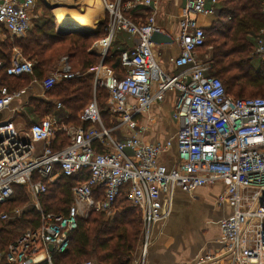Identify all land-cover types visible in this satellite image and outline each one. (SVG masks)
Segmentation results:
<instances>
[{
  "label": "built area",
  "instance_id": "1",
  "mask_svg": "<svg viewBox=\"0 0 264 264\" xmlns=\"http://www.w3.org/2000/svg\"><path fill=\"white\" fill-rule=\"evenodd\" d=\"M38 1L0 0V25L14 38H25L33 27ZM40 1L52 6L65 0ZM99 2L107 16V34L91 51L103 60L120 32L134 41L131 54H122L126 76H106L102 83L109 94L108 110L116 117V128L124 139H115L113 130L105 127L96 102L80 117L81 122L90 124L87 129L48 116L21 131L12 120L0 119V205L13 198L16 186H24L38 215L37 226L29 227L0 253V264H55L69 249L79 221L94 213L110 217L121 196L142 223V241L133 264H146L155 227L163 228L169 222L177 192L192 194L218 184L223 190L216 205L228 204L232 214L220 222L219 249L205 251L191 264H264V98L235 99L227 95L219 78L208 76L210 57L201 53L206 33L197 19L214 17L218 0H186L179 34L171 37L180 50L174 66L184 69L178 75L165 74L154 59L151 38L154 33L166 34L156 24L155 0ZM139 8L152 10L144 22L132 17ZM254 53L264 58V29ZM69 62L64 58L56 72L38 82L45 94L63 81L80 77ZM2 68L5 64L0 62ZM6 71L14 77L32 76L34 63L20 59ZM100 75L98 70L97 78ZM172 92L178 93L172 116L178 126L175 137L158 145L141 141L136 117ZM23 93H11L0 79V114ZM58 133L64 134L69 144L53 150ZM174 146L178 159L168 167L161 159ZM84 172L88 180L72 188L67 213L46 212L41 197L48 184L61 176L78 178ZM23 214L15 210L11 220H21ZM1 219L10 221L6 215Z\"/></svg>",
  "mask_w": 264,
  "mask_h": 264
},
{
  "label": "trees",
  "instance_id": "2",
  "mask_svg": "<svg viewBox=\"0 0 264 264\" xmlns=\"http://www.w3.org/2000/svg\"><path fill=\"white\" fill-rule=\"evenodd\" d=\"M40 6L45 12L49 10L48 5L42 1ZM263 11L264 0H218L213 22L208 28H204L206 41L201 53L210 57L208 76L219 78L227 95L235 99L264 97V58L253 52L259 33L264 29ZM151 14L141 9L138 13L134 11L132 17L135 21L144 22ZM107 26L106 18L105 22L98 24L93 30L60 28L57 21L45 13V17L40 18L29 37L14 38L9 50L0 54V59L5 62V68L0 69L2 84L11 93L27 89L34 79L41 80L44 77L52 61L66 55L70 60H74L78 72L85 75L63 81L47 93L48 99L62 104V109L56 111L57 105L54 102L45 101L42 103L43 118L49 114H54L57 118L66 117L67 124L87 129L90 124L81 122L80 117L95 100L105 127L110 128L112 116L107 105L108 91L101 87L99 82L95 84L94 73H87L102 62L89 50L106 36ZM14 47L21 51L24 58L34 62V75L14 77L7 74ZM54 47L58 50H53ZM55 51L57 54L53 57L51 53ZM122 54L121 49L111 48L103 60V67L112 69L119 79L127 74V69L122 64ZM55 139L52 143L53 150H59L69 144L62 133H58ZM94 145L97 150L100 149L98 143ZM87 180L88 173L84 172L78 178L61 176L55 183L48 184L47 193L41 197L45 211L66 214L72 203V188ZM27 199L26 187L16 186L13 198L0 205V213L26 203ZM115 208L117 210L108 218L103 214L94 213L88 219H81L69 249L56 258L55 264H79L91 261L90 259H95L97 264H133L142 241L141 218L137 211L130 207L125 196L118 199ZM37 224L38 215L31 209L25 213L22 220L1 227L0 253L6 252L21 236L20 231L24 226L36 227Z\"/></svg>",
  "mask_w": 264,
  "mask_h": 264
},
{
  "label": "crops",
  "instance_id": "3",
  "mask_svg": "<svg viewBox=\"0 0 264 264\" xmlns=\"http://www.w3.org/2000/svg\"><path fill=\"white\" fill-rule=\"evenodd\" d=\"M154 3H156L158 7V10L155 13L157 26L161 27L165 31V33L168 34L170 37L172 38L177 37L179 34V26H178L179 17L182 9H184V7L186 6V0H155ZM37 4H38L37 13H40L42 9L40 6L41 1L39 0ZM141 9L143 8L137 9L136 10L137 13L140 12ZM145 10L152 13L151 9H145ZM37 19L39 18L36 17L35 20ZM213 19H214L213 17L200 16L198 17L197 20L199 26L203 28H208L212 24ZM124 36L127 38L124 39ZM10 39L13 42L14 37L11 36L0 25V54L2 52H5L6 50H9V48L11 47L13 43H11ZM113 44L117 45L116 48L121 49L123 53L127 52L131 54L134 48L133 39L124 32H120L115 35V38L111 44L110 49L113 47ZM12 51L13 54H12L11 64L15 61L18 62L20 59L26 60V58L23 57L21 51L18 48L14 47ZM153 51H154V59L157 65L165 74L178 75L184 71V69H177L174 66V60L180 54L179 47L176 43L173 42V44L154 45ZM89 52L95 55L91 50H89ZM69 61H70L69 64L71 65V67H73L70 58ZM0 62H3L5 64V62L2 61L1 59ZM60 64H62V62ZM98 70L101 71V75L97 78ZM72 71L73 73H75L74 69ZM87 73H94L95 84H98L99 81L103 83L106 80V76L112 75L118 78L112 69L103 66L101 67L98 66L97 68L90 70ZM79 75L80 77L78 78H81L85 74H79ZM47 76L48 75H44V77L41 80L34 79L31 85L27 89L21 90L24 91L22 97L14 101V103L8 110L2 112L0 114V119L5 121L12 120L15 123L17 129L21 131L28 130L31 124L40 122L48 116L54 117L59 121L62 120L66 121V117L57 118L54 114L46 115L45 118H43L44 114L42 113L44 109L42 108V103L45 101L54 102L57 105L56 111H60L62 109L61 103H60L61 108H58L59 102L48 99L47 93L45 94V92L42 90V88L38 83ZM176 95H178L177 92L175 93L172 92L167 94L163 102L152 105L145 114L136 117V121H137L136 131L141 141L148 144L158 145V144H164L169 139L175 137L178 130V126L172 116H173V107H174ZM93 102L96 101L94 100ZM39 106L41 107L39 108ZM115 118L113 117L111 119L109 123L110 124L109 129L113 130L112 133L115 139L123 140L124 134L120 131V129L116 128L117 120ZM55 140L56 139H54V141ZM37 147L40 148L41 144H38ZM177 159H178V152L176 147L174 146L169 152H167L162 157L161 162L167 165L168 167H172ZM218 186L220 185H217L215 187L201 188L194 191L192 194H186L178 191L175 197V210L173 214L181 210H186L185 208L186 205L192 207V203L191 204L187 203V200L189 199L193 202L200 201L202 199H209L211 189H214ZM217 198L218 197L214 198L215 205ZM231 214H232V209L230 206L227 205L226 212L216 222L219 221L221 222V220L229 217ZM171 221L172 220L169 219V222ZM169 222L163 228H161V226L155 227L154 242L149 249V255L147 257L146 264H191L194 263L199 258V256H201L202 253H204L205 251H217L219 249L218 241L220 240L221 237L220 229H219L220 222L217 225L218 234L215 235L212 238V240L204 244L199 243L196 247H193L191 243H188V245L190 246L182 245L179 242V239H174L175 234L171 233V231L168 229L169 227L168 224H170ZM195 233L197 234L196 236H200L198 231H189V232L184 231V233L181 234V236L184 238H187V236L194 238ZM187 252H189L188 253L189 256ZM137 258H138V250L134 260Z\"/></svg>",
  "mask_w": 264,
  "mask_h": 264
},
{
  "label": "rangeland",
  "instance_id": "4",
  "mask_svg": "<svg viewBox=\"0 0 264 264\" xmlns=\"http://www.w3.org/2000/svg\"><path fill=\"white\" fill-rule=\"evenodd\" d=\"M89 2H95V1L94 0H65V1H61V2L57 3L56 5L48 6L49 10L47 12H45L44 10L41 9V12L36 14V17H38L39 20L37 19V21L36 20L34 21L33 27L26 37L30 36V34L35 29V25L39 23L40 18L42 19L43 17H45V13L48 15L50 14L54 18L55 21H57V12L56 11L59 9L64 10L66 12V14L76 15V16L81 17V16L86 15L87 11H86L85 7L87 4H89ZM100 5L102 6L101 3H100ZM101 6H100L101 11L97 15L95 20L92 21L88 25L87 28L84 27V28H78V29L93 30L98 26V24L105 22V19L107 18V16H106V13L103 12V9L101 8ZM83 12H84V14H81ZM57 23H58V21H57ZM58 26H60V25L58 24ZM63 28H65V27H63ZM69 28H77V27H69ZM126 38L127 37L124 36V39H126ZM11 43H14V41L12 42V40H11ZM60 47L61 46H59V48ZM116 47H117V45L113 44L112 48H116ZM55 49H56V51L58 50L57 47H54L53 50H55ZM254 49H253V52H254ZM56 51L51 53V55H53V57H55L54 55L57 54ZM48 55H50V53ZM67 57L68 56H66V55H62L60 58H57L54 61H52L51 64L48 66L47 71L45 72V75H49L53 72H56L58 70V68H60V66L62 65V64H60L62 62V60L64 58H67ZM26 60L33 62L31 60H28V59H26ZM71 64L73 65L75 73L81 74V72H78L79 70L76 69L73 59L71 60ZM99 84L101 87H103L101 81H99ZM108 100H109V98H108ZM23 137H24V135H23ZM218 185H220V184H218ZM211 187H215V186H211ZM222 187L223 186L220 185L214 189H211L209 199H202L200 201H194V202L191 201L190 199L187 200L188 204L192 203V207H189L186 205V207H185L186 210H181V211H178L177 213L175 212L174 214H172V216L170 218V220H172V221L169 222L170 224H168L169 225L168 229L171 231V233L175 234L174 239H179V242L182 245L190 246V245H188V243H191L193 245V247H196L199 243L204 244V243L212 240V238L218 234L217 225L219 224L220 221L219 222H216V221L218 219H220L221 216L226 212L227 205H228V204H226L224 206L223 205L218 206V205L214 204V200H215L214 198L218 197V195L222 192ZM8 208L9 207H7V209ZM31 209L34 210L32 207V200H31V198L28 197L26 203L19 204L18 206H14V208L11 209L10 211L0 213V229H1V227L3 228L8 223L20 221V220H15V221L11 220L12 212H14L15 210L24 211V214H23V217H24L25 213ZM4 215L8 216L10 221H8V222L3 221L1 219V217ZM27 229H28V227L24 226L23 229L20 231V235H22V233L25 232ZM184 231H186V232L198 231L200 236H196L197 234L195 233L194 238L190 237V236H187V238H184L181 236V234H183ZM188 253L189 252H187V254ZM190 253H191V251H190ZM194 253H196V252H194ZM188 256H189V254H188ZM90 260L94 261L96 263L95 259H90Z\"/></svg>",
  "mask_w": 264,
  "mask_h": 264
},
{
  "label": "bare ground",
  "instance_id": "5",
  "mask_svg": "<svg viewBox=\"0 0 264 264\" xmlns=\"http://www.w3.org/2000/svg\"><path fill=\"white\" fill-rule=\"evenodd\" d=\"M95 2H89L86 5V15L84 16H76L66 14L64 10H57V21L61 27L69 28V27H77V28H84L88 27V25L95 20L97 15L100 13V2L99 0H94ZM102 8V6H101ZM103 9V8H102ZM81 14H84L81 13Z\"/></svg>",
  "mask_w": 264,
  "mask_h": 264
},
{
  "label": "water",
  "instance_id": "6",
  "mask_svg": "<svg viewBox=\"0 0 264 264\" xmlns=\"http://www.w3.org/2000/svg\"><path fill=\"white\" fill-rule=\"evenodd\" d=\"M151 41L155 45L173 44V42H174L173 39L168 34H161V33H154L152 38H151ZM103 60L100 64V66H104ZM51 250H53V249L51 248Z\"/></svg>",
  "mask_w": 264,
  "mask_h": 264
}]
</instances>
